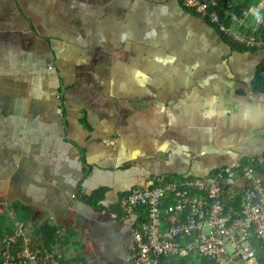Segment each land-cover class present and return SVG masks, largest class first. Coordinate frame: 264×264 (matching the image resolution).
Segmentation results:
<instances>
[{
    "label": "crops",
    "instance_id": "crops-1",
    "mask_svg": "<svg viewBox=\"0 0 264 264\" xmlns=\"http://www.w3.org/2000/svg\"><path fill=\"white\" fill-rule=\"evenodd\" d=\"M182 8L0 0V236L14 211L63 264H130L128 223L108 215L118 198L263 154L264 51L232 49Z\"/></svg>",
    "mask_w": 264,
    "mask_h": 264
},
{
    "label": "built area",
    "instance_id": "built-area-1",
    "mask_svg": "<svg viewBox=\"0 0 264 264\" xmlns=\"http://www.w3.org/2000/svg\"><path fill=\"white\" fill-rule=\"evenodd\" d=\"M180 3L214 25L230 42L249 50H264V38L258 33L264 20L248 21L261 4L237 15L230 11L231 5L215 9V0ZM61 97L57 95L59 104ZM244 159L214 170L207 178L153 176L118 198L108 215L128 223L133 245L126 262L161 264L187 259L209 264H258L257 253L264 254V178L256 167L263 159ZM8 215L13 229L0 236V264H63L54 249L31 244L24 222L14 211Z\"/></svg>",
    "mask_w": 264,
    "mask_h": 264
},
{
    "label": "trees",
    "instance_id": "trees-1",
    "mask_svg": "<svg viewBox=\"0 0 264 264\" xmlns=\"http://www.w3.org/2000/svg\"><path fill=\"white\" fill-rule=\"evenodd\" d=\"M215 1L217 3V6H218L215 9H218V8L228 9L227 8L228 5H231L230 11L233 13H236L237 15H241L244 11H247L249 8H251V7L256 8L258 5L261 4L260 8L256 10L255 14L249 16L248 21L252 23L257 18H261L264 20V0H215ZM190 12L193 13L192 11H190ZM221 16H222V14H221ZM214 28L216 29L215 26H214ZM216 31H217V29H216ZM258 33L264 38V26H262V27L260 26ZM219 35L222 37L224 42H226L232 49H234V50H249V49L243 48L242 46H239L237 44L230 42L221 33H219ZM257 50L258 49H250L249 51L256 52ZM253 89L258 93L264 94V55L262 57L261 62L256 67V76H255V81L253 83ZM261 158L263 159V162H262V164H260L256 167V171L264 177V152L261 155ZM244 160L245 159H243V161ZM3 224H4V221L2 222V225ZM42 233L45 236V242L47 245L50 243H53V238H54V234H55V231L53 229H50L46 226H43L42 227ZM188 261H190V260L184 259V260H180L177 262L176 261H169V262L171 264H185ZM190 262H192V261H190ZM257 262H258V264H264V254H262V252L257 253ZM163 263H164V261L161 262V264H163ZM200 264H209V263L206 260H202L200 262Z\"/></svg>",
    "mask_w": 264,
    "mask_h": 264
},
{
    "label": "rangeland",
    "instance_id": "rangeland-1",
    "mask_svg": "<svg viewBox=\"0 0 264 264\" xmlns=\"http://www.w3.org/2000/svg\"><path fill=\"white\" fill-rule=\"evenodd\" d=\"M264 53V52H263ZM163 264H171L169 261H165ZM185 264H200V262L199 261H194V262H190V261H188V262H186Z\"/></svg>",
    "mask_w": 264,
    "mask_h": 264
},
{
    "label": "water",
    "instance_id": "water-1",
    "mask_svg": "<svg viewBox=\"0 0 264 264\" xmlns=\"http://www.w3.org/2000/svg\"><path fill=\"white\" fill-rule=\"evenodd\" d=\"M182 10L184 11V9L182 8ZM215 33L217 34V31H215ZM227 46V45H226ZM229 49H230V47L229 46H227ZM208 177V175L207 176H205V177H203V178H207Z\"/></svg>",
    "mask_w": 264,
    "mask_h": 264
}]
</instances>
